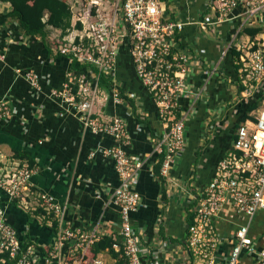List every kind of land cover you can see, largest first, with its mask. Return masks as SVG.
<instances>
[{
  "label": "built area",
  "instance_id": "obj_1",
  "mask_svg": "<svg viewBox=\"0 0 264 264\" xmlns=\"http://www.w3.org/2000/svg\"><path fill=\"white\" fill-rule=\"evenodd\" d=\"M72 24L57 42L55 51L67 56L69 63L78 60L87 70L79 77L68 72L61 89L51 90L65 112L79 117L94 133L110 135L115 144L99 150L114 163L119 177L117 186L108 185L109 203L117 208L119 228L113 233L115 249L126 264H164L163 248L170 241L160 240L158 248L146 242L144 231L132 218L143 205L142 194L136 189L149 157L128 150L131 136L125 119L106 116L96 105L112 98L116 106L124 104L138 121L148 116L137 106L126 80L119 77V58H130L135 77L152 96L157 107V120L162 128L158 138L150 137L155 153L163 155L161 178L170 191L185 190L183 181L173 175L187 144L188 122L196 116L200 102H208L209 86L224 80L226 57L239 53L237 63L244 74L245 96L264 93V0H68ZM241 18L233 37H223L219 26ZM259 26L255 37L245 33V26ZM194 27L195 29H191ZM193 30L194 37H190ZM30 35H17L0 25V41L10 45L25 43ZM215 39L220 43L217 58H209L203 42ZM4 50V49H3ZM0 50V61L7 59ZM7 50V49H6ZM31 90H42L41 78L34 69H17ZM17 103L9 95H0V121L16 112ZM222 109L213 110V123ZM233 146L218 162L211 180L187 196L188 212L194 215L187 229L183 246L188 264H241L249 257L251 264H264V246L259 247L251 235L254 219L264 211V100L257 113L238 125ZM157 161L160 158L156 159ZM35 166L14 163L0 168V264H85L87 250L103 235L97 226L75 227L65 217L66 205L56 197L32 187ZM37 205L29 204L33 197ZM7 202H14L28 211L39 206L46 210L40 216L51 229L52 240L42 244L20 231L10 221ZM227 207L239 215L236 228L224 234L218 227ZM189 215V214H188ZM45 220L47 221L45 223ZM95 259L93 264H101Z\"/></svg>",
  "mask_w": 264,
  "mask_h": 264
},
{
  "label": "crops",
  "instance_id": "obj_2",
  "mask_svg": "<svg viewBox=\"0 0 264 264\" xmlns=\"http://www.w3.org/2000/svg\"><path fill=\"white\" fill-rule=\"evenodd\" d=\"M11 8L9 2L0 1V13ZM240 21L238 17L220 24L219 30L223 37H233ZM12 24L5 26L17 34L18 28ZM46 30L45 37L32 35L25 43L14 42L8 45L0 41V50L4 49L7 53L6 61H0V95H9L17 103L15 114L0 121V168L14 163H29L27 159L16 157L18 151L27 152L35 161L37 170L31 179L34 190L52 194L66 205L65 217L75 227L88 229L98 225L101 235L116 233L119 214L117 208L109 203V194L105 188L119 184L118 174L113 161L104 156L101 150L89 158L93 149L112 146L115 140L110 135L94 133L85 128L77 116L70 113L61 115V112H65L62 103L50 94L53 89H61L68 80L71 64L67 56L58 55L55 51L57 42L63 37L61 30L52 26ZM192 33L193 30H190V37H194ZM203 44L207 48L208 57L217 58L220 43L216 38ZM125 57L122 55L119 58V77L126 80L125 85L134 95L135 106L137 100L140 101V108L148 116L144 120L145 124L139 125L126 106H116L112 98L102 97L95 109L106 116L123 117L131 136L128 150L141 155L148 154L149 162L136 184V189L142 194L143 205L132 213L134 223L144 231L146 242L156 248L160 240L170 241L171 245L161 252L164 264H188L183 251L187 241L189 214L186 194L198 191L211 180L218 162L234 143L236 119L242 115L253 97H246L245 89L239 90L240 79L233 63L229 61V53L224 62L226 76L223 82H211L208 102H200L196 116L188 122L187 144L179 164L173 170V175L183 181L186 191H170L164 179L155 173L156 159L160 156L154 151L155 144L149 140L150 137L158 138L162 128L157 120V107L150 93L136 79ZM19 68L38 72L42 84L39 93H34L24 76L18 74ZM219 108L222 113L212 127L209 119L213 117V110ZM256 113L257 109L251 115ZM194 128H199L198 135L192 134ZM32 195L27 200L30 206H35L36 195ZM6 208L18 230H28L30 236L42 244L52 240L54 232L43 223V217L29 219L28 210L14 202H7ZM240 219L232 207H227L218 227L222 233H230L235 230V223ZM252 231H255L251 235L259 247H263V210L255 217ZM97 259L101 264H126L121 255L114 257L108 250L100 252ZM247 263L251 264L252 261L244 257L241 264Z\"/></svg>",
  "mask_w": 264,
  "mask_h": 264
},
{
  "label": "trees",
  "instance_id": "obj_3",
  "mask_svg": "<svg viewBox=\"0 0 264 264\" xmlns=\"http://www.w3.org/2000/svg\"><path fill=\"white\" fill-rule=\"evenodd\" d=\"M1 2H9L11 4V10L0 13V25H6L8 23L12 24L13 27L18 28V32L25 33L26 35H41L47 34V27L52 26L61 30V36H64L68 29L71 28L72 24V11L68 0H0ZM259 26H245L244 33L249 34L251 37L257 36L261 32ZM17 32V34H18ZM239 58V53L237 51H232L230 53L229 61L233 63V68L240 79L239 90H244L246 85L244 84V74L240 73L239 69L241 64L237 63ZM125 59L130 63V58L125 57ZM87 70V66L82 65L78 60H74L71 64V71L73 74L79 77L82 73ZM264 100V93L259 92L253 99H251L249 105L246 107L242 115L238 116L235 121V128L246 120L253 118L251 112L258 109L261 106V102ZM134 106L135 103L131 102ZM144 118L139 116L138 121H144ZM152 128V127H151ZM199 128H194L193 133H197ZM189 135V133H187ZM197 137L196 135H194ZM236 138V135H235ZM234 138V140H235ZM233 145H231L232 147ZM16 157L22 160H28L30 165L33 166L35 161L33 158L25 151L16 152ZM163 155H160V160L157 162L155 169L156 175L161 177V163L163 160ZM167 191H165L166 195ZM46 210L42 207H38L36 210L28 211L29 219H36L41 214H46ZM9 217V215H8ZM10 219V217H9ZM194 215L189 213L188 215V227L193 223ZM11 221V220H10ZM12 222V221H11ZM47 221L45 220V223ZM57 225V221H54V227ZM257 226V223H256ZM54 227L52 230H54ZM256 228V227H255ZM254 228V229H255ZM255 231H252L254 233ZM253 235V234H252ZM116 241L113 238V233L103 235L99 240H97L89 250H87L84 257L85 264H93V261L97 258L98 254L102 251L108 250L114 257L121 255L120 251L115 249ZM122 264V263H121ZM250 264V263H247Z\"/></svg>",
  "mask_w": 264,
  "mask_h": 264
},
{
  "label": "bare ground",
  "instance_id": "obj_4",
  "mask_svg": "<svg viewBox=\"0 0 264 264\" xmlns=\"http://www.w3.org/2000/svg\"><path fill=\"white\" fill-rule=\"evenodd\" d=\"M34 166V165H33Z\"/></svg>",
  "mask_w": 264,
  "mask_h": 264
}]
</instances>
